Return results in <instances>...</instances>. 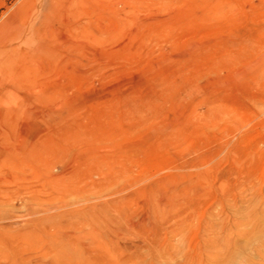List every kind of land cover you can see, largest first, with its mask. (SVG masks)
Here are the masks:
<instances>
[{
  "label": "rangeland",
  "instance_id": "1",
  "mask_svg": "<svg viewBox=\"0 0 264 264\" xmlns=\"http://www.w3.org/2000/svg\"><path fill=\"white\" fill-rule=\"evenodd\" d=\"M263 246L264 0H0V264Z\"/></svg>",
  "mask_w": 264,
  "mask_h": 264
},
{
  "label": "bare ground",
  "instance_id": "2",
  "mask_svg": "<svg viewBox=\"0 0 264 264\" xmlns=\"http://www.w3.org/2000/svg\"><path fill=\"white\" fill-rule=\"evenodd\" d=\"M256 232V231H255ZM239 233V232H238ZM254 233V232H253ZM237 234V233H236ZM235 234V235H236ZM233 235V234H232ZM229 236V235H228ZM255 236V235H254ZM253 236V237H254ZM252 237V238H253ZM241 239H242V237H241ZM221 240H223V239H221ZM225 240V239H224ZM227 240V239H226ZM226 240H225V243L223 242L222 243V245L220 246V247H222V249L224 250V246H225V244H226ZM239 240V239H238ZM238 240H237V242H238ZM234 241V240H233ZM230 242V241H229ZM228 242V243H229ZM235 242V241H234ZM216 245V244H215ZM214 245V246H215ZM218 246V245H217ZM242 246V245H241ZM226 248H228L227 246H225ZM257 248H258V246H257ZM260 248V247H259ZM262 248V247H261ZM241 249V248H240ZM256 249V248H255ZM254 249V250H255ZM219 250V249H218ZM260 250V249H259ZM258 250V251H259ZM263 250H264V246H263ZM257 251V250H256ZM199 252V251H198ZM223 253V252H222ZM254 253H255V251H254ZM192 254V253H191ZM200 254H201V252H200ZM260 254V253H259ZM193 255V254H192ZM192 255H190V256H192ZM211 255V254H210ZM213 255V254H212ZM263 255H264V252H263ZM189 256V257H190ZM202 256V255H201ZM239 256H240V252H239V250L238 249H233V250H231V249H228L227 250V256L225 257V258H223V257H221L220 255H218L217 256V254L216 255H214L213 257H212V259H211V262H212V260L214 261V262H218L219 264H233V263H235L236 262V260H237V264H242V259L241 260H239L240 258H239ZM260 256V255H259ZM199 257V256H198ZM203 257V256H202ZM249 259H250V257H249ZM260 259H261V257H260ZM188 260V259H187ZM191 260V259H190ZM238 260H239V262H238ZM194 262H195V260H194ZM251 262V261H250ZM249 262V263H250ZM207 263H209V262H207ZM252 263V262H251ZM193 264V263H192ZM201 264H204V263H201ZM214 264V263H213Z\"/></svg>",
  "mask_w": 264,
  "mask_h": 264
}]
</instances>
